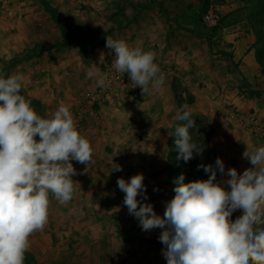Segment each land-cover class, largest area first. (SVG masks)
Instances as JSON below:
<instances>
[{"label": "rangeland", "instance_id": "rangeland-1", "mask_svg": "<svg viewBox=\"0 0 264 264\" xmlns=\"http://www.w3.org/2000/svg\"><path fill=\"white\" fill-rule=\"evenodd\" d=\"M222 1H212L221 16L217 28L206 30L200 23L203 30L212 35L224 24L221 7L226 3L232 9L229 13L234 14V23H240L239 27L251 31L255 37L253 7L245 5L242 0H224L223 4ZM54 19L60 20L70 32L68 38L61 37ZM102 22L93 8L77 9L74 0H0V61H9L4 75L22 76L21 94L31 102L37 114L43 117L63 103L70 107L73 115L76 113L73 98L96 86V77L90 79L91 82L78 83L81 71L77 70L75 63L82 46L91 48L102 43ZM101 72L104 75L105 71ZM175 95L174 108L167 110L166 118L161 112L130 118L133 126H138L142 119L147 126L155 123L161 126L160 135H165L167 144L158 150L157 157L151 156L149 149L142 155L140 149L147 143L144 134L132 132L124 139L121 132L113 133L114 129L110 127L117 126L116 117L105 119L108 123L99 119L97 124H88L86 129L92 134L83 136L89 142L101 138L105 141L93 143L94 163L87 172L83 171L85 165L76 161L72 163L79 181L74 182L73 198L69 202L61 205L50 194L46 228L40 231L41 234L35 232L29 240L25 264H167L162 256L164 246L158 240L161 229L142 231L138 219L130 215L123 204L124 193L117 186V178L128 180L132 175L142 173L148 198L144 202L151 203L154 211L163 216L164 203L174 196L173 181L181 169L186 172V183L207 179L208 174L202 168L197 170V165L215 166L219 157L224 162L225 171L235 168L238 174H242L251 167L243 153L264 146L261 141L223 122L216 113L210 112L214 115L211 120L209 112L208 115L198 110L185 88L177 86ZM181 105H186L192 112L196 127L189 132L192 140L203 149L187 163L177 160L173 136L175 127L183 123L176 119ZM116 135L123 137L121 144L115 140ZM248 139L254 140L255 144H248ZM99 144L105 146L103 158H96ZM139 155H142V163L138 162L141 161ZM114 164L120 165L122 171H111ZM96 173L103 175V181L86 179L85 174ZM217 179L226 180L227 177L217 170ZM83 192L86 194L81 195ZM240 214L235 212L232 219Z\"/></svg>", "mask_w": 264, "mask_h": 264}, {"label": "clouds", "instance_id": "clouds-1", "mask_svg": "<svg viewBox=\"0 0 264 264\" xmlns=\"http://www.w3.org/2000/svg\"><path fill=\"white\" fill-rule=\"evenodd\" d=\"M105 47L114 54L111 67L127 74L142 95L162 86L153 51L111 37H106ZM100 73L93 63L86 76H98L96 85L104 88L108 77ZM22 79L20 74L0 75V264H24L29 237L47 223L50 193L61 205L73 198L77 172L71 161L85 165L84 172L94 163L93 148L79 133L70 107L61 103L42 117L21 94ZM192 115L186 105L176 113L183 122L173 135L177 160L185 163L203 150L189 132L196 127ZM243 157L251 167L242 174L235 168L225 171L219 157L215 166L197 165L207 179L186 183L181 173L173 181L175 194L164 203L163 216L144 202L148 198L142 173L117 178L123 204L142 231L161 229L158 240L167 264H264V146L246 150ZM217 170L227 179L218 180ZM111 171L122 167L114 164ZM237 211L241 214L233 220Z\"/></svg>", "mask_w": 264, "mask_h": 264}, {"label": "crops", "instance_id": "crops-1", "mask_svg": "<svg viewBox=\"0 0 264 264\" xmlns=\"http://www.w3.org/2000/svg\"><path fill=\"white\" fill-rule=\"evenodd\" d=\"M212 1L208 0L207 5ZM204 4L205 0H92L91 8L103 21L101 30L103 41L91 48L82 46L78 51L75 63L77 70L81 71L78 83L90 80L86 72L93 63L100 67L101 71H106L110 66L114 54L105 47L106 37L122 39L130 46H140L145 51H153L155 61L160 66L168 68L170 72L163 76L161 87L152 88L149 93L141 94L137 98H117L113 104L101 107L100 118L88 121L80 134L85 136L92 134L86 129L90 122L97 124L101 119L105 123L107 122L105 119H109L110 116L116 117L117 126L110 127L114 129L113 133L121 132L125 136L124 139L132 132L144 134V141L147 143L140 149L143 150L142 155L149 149L151 156L157 157L158 150L167 144L165 135H160L161 126L157 123L147 126L144 119L140 120L138 126L137 124L133 126L130 118H143L147 114L158 112L166 118L167 110L174 108L177 86L185 88L198 110L207 114L209 112L211 120H214V115L210 112L216 113L219 117L218 111L225 106L236 107L243 113H254L264 120V76L260 74L254 58L253 33L239 27L240 23H234L232 19L234 14L229 13L232 9L224 3L221 7L224 11L222 15L224 24L214 34H207L199 22ZM8 64V60L0 61V75H4ZM96 78L98 79V76ZM225 123L249 135L234 124ZM114 138L121 144L120 140L123 139L121 135ZM248 140H250L248 144L252 146L255 144L254 140ZM256 140L264 144L262 140ZM101 141L105 140L101 138L94 142ZM94 142H90L91 146ZM97 147L99 153L95 152L96 158H103L105 146L99 144ZM141 156H138L139 160ZM85 175L88 180L103 181L102 174ZM72 179L74 182L79 181V175L73 176ZM76 186L81 187L78 184ZM84 193L81 195L86 194ZM96 193L98 192L95 191ZM33 235L34 233L29 240Z\"/></svg>", "mask_w": 264, "mask_h": 264}, {"label": "built area", "instance_id": "built-area-1", "mask_svg": "<svg viewBox=\"0 0 264 264\" xmlns=\"http://www.w3.org/2000/svg\"><path fill=\"white\" fill-rule=\"evenodd\" d=\"M77 9L89 8L92 6V0H74ZM11 16V13H8ZM221 19L218 6L210 3L201 14V24L206 30L215 28ZM155 63H157L155 61ZM158 64V63H157ZM161 73L168 74L170 70L162 67ZM108 77L107 86L100 88L97 85L91 89L76 95L73 98L76 106V113L74 114V122L78 131H82L86 123L90 120L95 121L99 116V109L117 98L133 99L139 97L141 89L133 87L127 74H120L110 66L105 73ZM219 117L225 121L234 124L243 129L252 137L262 140L264 142V120L254 113L240 112L236 107L225 106L218 111Z\"/></svg>", "mask_w": 264, "mask_h": 264}, {"label": "trees", "instance_id": "trees-1", "mask_svg": "<svg viewBox=\"0 0 264 264\" xmlns=\"http://www.w3.org/2000/svg\"><path fill=\"white\" fill-rule=\"evenodd\" d=\"M242 1L244 2L245 5L253 7L254 9L252 16L255 21L254 22L255 41L252 45V48L254 50L255 61L257 62L260 69V74L264 76V0H242ZM207 3L208 0H205L203 11H205ZM54 20L56 22V25L59 27L60 35L62 36V38H68L69 32H67L63 23L58 19H54ZM217 26L212 30H215ZM178 173L180 174L183 173L185 175L186 172L184 169H181Z\"/></svg>", "mask_w": 264, "mask_h": 264}]
</instances>
